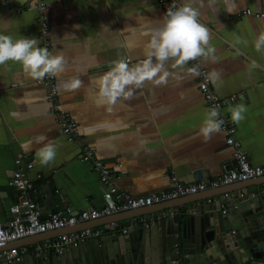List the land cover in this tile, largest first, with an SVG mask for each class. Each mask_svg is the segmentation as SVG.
<instances>
[{
	"label": "crops",
	"instance_id": "0c3cea01",
	"mask_svg": "<svg viewBox=\"0 0 264 264\" xmlns=\"http://www.w3.org/2000/svg\"><path fill=\"white\" fill-rule=\"evenodd\" d=\"M172 1L179 6L191 3L199 11L198 21L209 30L210 46L216 49L215 59L201 58V66L208 73H220V80L211 85L225 100L224 110L230 119L229 108L245 105V118L239 123L231 119L235 137L250 164L264 166V46L259 51L255 48L258 37L264 34V0ZM45 4L47 29L43 37L39 11L34 5H29L28 0H0V34L14 40L35 37L40 41L38 46L46 45L53 55L63 53L68 63L55 80L58 106L78 123L80 139L68 140L49 112L44 78H32L17 62L0 65V223L8 220V207L17 200L18 193L9 181L18 158L22 160L19 167L33 181L31 196L43 217L58 210L69 209L75 214L102 206L106 189L92 163L81 160L85 148L110 169L116 190L132 196L170 188L171 176L188 184L209 180L232 167V149L225 143V133H214L208 140L200 135L209 109L195 77L187 71L189 62L174 67L170 60L166 68L172 75L166 84L146 81L143 87L133 89L128 100L121 98L113 105L99 103L101 79L114 60L123 58L131 66L146 58L150 33L161 27L164 16L158 0H45ZM246 9L250 14H243ZM73 77L82 81L81 88L63 90L61 84ZM49 142L56 145V158L43 166L35 153ZM28 161L33 167L27 171ZM247 182L251 186L235 182L146 208L78 222L11 245L33 250L35 243L61 233L98 228L101 235L82 245L81 255L69 257L68 249L62 254L49 251L35 258L38 263L45 260L44 264H79L80 258L85 264H99L100 248L94 246L97 240L115 233L129 246L138 242V230L145 227L149 216L155 221L149 227L160 230L163 218L184 214V204L193 198H206L204 204L208 200L215 204L214 210L187 215L203 218L207 231L210 218H218L223 208L227 214L232 210L221 205L220 195L225 192L231 194L228 200L233 203L231 199H242L249 189L244 215L260 217L263 211L257 196L264 187V177ZM111 222L118 226L105 227ZM123 228L126 232H122ZM149 249V245L145 246L146 264Z\"/></svg>",
	"mask_w": 264,
	"mask_h": 264
},
{
	"label": "built area",
	"instance_id": "2783aa9c",
	"mask_svg": "<svg viewBox=\"0 0 264 264\" xmlns=\"http://www.w3.org/2000/svg\"><path fill=\"white\" fill-rule=\"evenodd\" d=\"M11 0H5L10 3ZM163 13L174 2L172 0H158ZM29 5H34L38 9V21L41 25L43 37L47 29L46 23V4L45 0H28ZM175 4L179 6L176 2ZM243 14H250L246 9ZM256 16H258L256 14ZM43 47H46L44 45ZM48 48V47H46ZM190 67L199 64L200 75L194 76L203 99L210 110L212 107L219 105L218 119L223 120L221 132L225 133V143L232 149L233 165L230 169L224 170L209 180L198 181L194 183H180L175 176H171L172 186L165 190L152 192L146 195L132 196L125 192H118L111 183L110 169L101 160L95 158L93 152L85 148L81 160L91 162L94 171L97 173L99 180L106 189L103 192V204L97 208L81 210L73 214L69 209L53 211L42 216L38 204L32 199L31 192L34 190L32 179L25 170L19 165L21 159H15L17 168L12 171L9 184L13 186L18 195L14 204L8 207L9 218L6 222L0 223V248L9 243L19 241L28 237L39 234L52 232L69 228L78 222L93 221L95 219L110 216L112 214L136 210L149 207L155 203L167 202L180 197L196 195L207 189H217L225 187L235 182H243L251 179L264 177V166H253L250 164L247 154L243 151L241 142L235 137V127L231 119L224 110L225 100L222 99L211 85V81L206 79L208 70L201 66V58L196 61H189ZM56 77H44V85L47 87V104L49 112L55 116L61 132L70 141L80 139L78 123L71 117L69 112L61 110L58 106ZM33 167L31 162L25 163L26 170ZM240 193L239 196H242ZM231 194L225 192L220 195L222 205L228 200ZM210 201V200H208ZM225 207V206H223ZM226 210L223 208L222 213ZM155 221L153 216H149L143 226H152ZM118 224L111 222L105 227H117ZM126 232V228L121 229ZM102 230L95 228H85L79 231L64 232L54 238H47L35 243L33 250L27 246H13L0 251V257L4 256L7 263H17L23 260L27 255L38 257L43 253L62 254L65 250L82 246L90 238L101 235ZM238 264V263H233Z\"/></svg>",
	"mask_w": 264,
	"mask_h": 264
},
{
	"label": "clouds",
	"instance_id": "9594fccd",
	"mask_svg": "<svg viewBox=\"0 0 264 264\" xmlns=\"http://www.w3.org/2000/svg\"><path fill=\"white\" fill-rule=\"evenodd\" d=\"M199 11L191 3L177 6L175 2L166 10L161 27L153 29L146 46V58L130 66L123 58L114 60L112 67L104 74L100 82L99 103L113 105L118 99L128 100L133 96L134 88H141L145 82L155 85L166 84L172 75L167 63L174 61V67H183L189 61L199 58L215 59L216 49L210 46L209 30L199 23ZM40 41L35 38L13 39L10 35L0 34V65L8 61L20 63L26 73L34 79L46 76L57 77L66 70L68 61L63 53L53 55L48 48L38 46ZM264 46V34H261L255 44L257 51ZM193 76H199L200 66L196 64L187 69ZM206 79L216 85L220 80V73L213 70L206 75ZM82 86L79 78L73 77L61 84L66 91H74ZM219 105L208 110L200 135L205 140L211 139L212 134L220 133L223 120ZM246 107L243 104L229 108L233 123H239L244 117ZM36 158L39 164L47 166L56 158V145L46 143L38 148Z\"/></svg>",
	"mask_w": 264,
	"mask_h": 264
},
{
	"label": "water",
	"instance_id": "95a60500",
	"mask_svg": "<svg viewBox=\"0 0 264 264\" xmlns=\"http://www.w3.org/2000/svg\"><path fill=\"white\" fill-rule=\"evenodd\" d=\"M242 183H247L244 187L251 186L247 181ZM250 192L247 189L242 199H231L233 203L230 200H225L223 205L221 203L222 206L232 207V210L228 214L226 210L224 212L226 215L221 213L218 218L213 216L214 220L213 217L210 218L208 231L204 223L202 225L203 218L187 216L194 211L204 213L214 210L213 201L204 204L203 200L206 198L197 197L184 204L187 208L184 214L178 212L163 218L160 222L162 227L160 230L157 226L140 228L138 242H133L129 246L125 245V242H122L115 233L112 236L100 238L94 244L100 248L99 264H146L145 246L148 245L150 246L149 264H262L264 263L261 262L264 261V198L262 196L264 187L259 189L257 196L263 211L258 218L254 215H244L243 212ZM217 206L220 210L219 203ZM16 242L0 248V251L13 247L11 244ZM82 253V246H77L71 248L67 254L70 257L73 254L81 255ZM3 259L4 256H1L0 264H25L26 262L42 264L45 261L38 263V260L31 255L28 259L24 257L17 263H7ZM79 264H85L83 258L79 259ZM94 264H97V261Z\"/></svg>",
	"mask_w": 264,
	"mask_h": 264
}]
</instances>
